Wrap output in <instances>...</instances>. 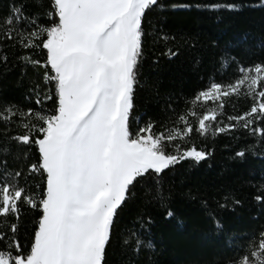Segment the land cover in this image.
<instances>
[{
	"label": "trees",
	"instance_id": "1",
	"mask_svg": "<svg viewBox=\"0 0 264 264\" xmlns=\"http://www.w3.org/2000/svg\"><path fill=\"white\" fill-rule=\"evenodd\" d=\"M160 4L146 13L144 21L146 35L132 113L136 119H132L130 130L135 132L152 122L155 134L177 128L183 131L179 118L184 116L192 133L173 141L166 150L173 154L176 145L182 150L195 146L212 155L200 163L182 161L137 185L118 213L106 249V264L237 263L251 256L264 233V202L256 199L264 197V136L239 125L225 133L202 135L197 131L198 119L215 110L220 115L210 127L217 123L224 126L230 123L228 117L249 112L260 97L247 94L246 85L240 87L239 94L223 97V108L221 101H196L195 97L214 82L224 87L235 84L242 78L241 67L264 65V0H160ZM215 4H234L237 8L214 10L210 6ZM13 7H21L29 19L36 17L40 25L52 23L45 15L51 11V0H0V34L8 30L4 21L12 15ZM15 27L31 31L34 25L22 21ZM169 49L178 54L170 58ZM2 56L8 59H0V107L13 105L25 112L43 108L47 114H55V86H45V69L21 59L31 56L43 63L46 50L25 49L16 40L0 38ZM36 85L41 94L47 87L53 100L37 105ZM262 87L264 81L258 83L256 92ZM192 111L197 116L189 115ZM31 122L36 121L33 118ZM20 124L19 117L0 120V160H7V168L13 173H24L18 181L20 186L42 195L46 177L27 173L28 165L39 163L36 147L12 139L24 134ZM253 127L264 129V120ZM241 150L246 152L243 160L235 158ZM157 189L167 208L158 203ZM22 208L19 221L11 215L0 217V230L7 233L9 224L17 223V239L27 253L41 213ZM167 209L173 212L170 218ZM217 220L222 229L216 227ZM133 233L144 242L139 250L135 249ZM126 239L130 240L127 245ZM6 243L0 242V249Z\"/></svg>",
	"mask_w": 264,
	"mask_h": 264
},
{
	"label": "snow or ice",
	"instance_id": "2",
	"mask_svg": "<svg viewBox=\"0 0 264 264\" xmlns=\"http://www.w3.org/2000/svg\"><path fill=\"white\" fill-rule=\"evenodd\" d=\"M161 6L160 0H51V11L45 13L52 22L49 26L40 25L36 17L23 15L21 7H13L12 15L4 21L8 30L0 38L16 40L25 49L46 50L43 63L31 56L21 59L45 69V86H55V114H47L43 108L25 112L13 105L0 107V120L19 117L25 130L12 139L35 146L39 154V163L28 165L27 173L46 177L43 194L33 193L18 183L24 173H13L7 168V160H0L4 169L0 172V217L11 215L19 221L22 206L41 213L27 253L17 239V223L9 224L7 233L0 230V242L7 241L0 249V264H106V249L118 213L137 185L151 176L159 177L182 161L200 163L212 155L195 146L182 150L176 145L175 154L166 150L173 141L192 133L184 116L179 118L183 131L177 128L155 134L152 122L135 132L130 130L132 119H136L132 113L146 35L144 21L148 11ZM210 7L232 10L237 5ZM22 21L34 25L32 30L15 27ZM177 54L168 50L170 58ZM0 59L6 62L8 58ZM239 71L242 78L235 84L224 87L214 82L208 90L200 91L195 100L221 101L219 106L223 108L222 98L239 94L244 85L247 94L264 98V90L256 92L258 83L264 81V65L254 69L241 67ZM39 88L36 85L33 90L37 105L53 100L47 87L44 94L36 91ZM189 115L197 113L192 111ZM218 115L215 110L204 114L198 119L197 131L216 135L239 125L264 136V129L253 127L264 120V101L241 116L228 117L230 123H217L211 128L210 123L217 122ZM245 156L244 150L235 153V158L241 160ZM36 188L39 190V185ZM157 192L158 203L167 208L159 189ZM256 199L264 202V197ZM166 216L172 217L173 212L167 209ZM215 225L223 228L218 220ZM260 235L259 251H252L253 257L264 256V233ZM133 236L135 249L139 250L144 242L135 233ZM124 243L127 245L130 240ZM239 264H249L248 256Z\"/></svg>",
	"mask_w": 264,
	"mask_h": 264
},
{
	"label": "rangeland",
	"instance_id": "3",
	"mask_svg": "<svg viewBox=\"0 0 264 264\" xmlns=\"http://www.w3.org/2000/svg\"><path fill=\"white\" fill-rule=\"evenodd\" d=\"M260 90H264V87L260 88ZM262 101H264V98H260L259 102H262ZM173 154H175V153H173ZM254 251H259V249L257 248ZM248 259H249V264H260V261H264V256L253 257L251 255V256H248ZM240 261L241 260H239L237 263H227V264H239Z\"/></svg>",
	"mask_w": 264,
	"mask_h": 264
}]
</instances>
